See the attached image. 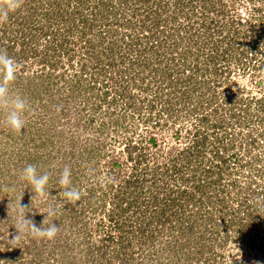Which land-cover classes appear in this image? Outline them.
Instances as JSON below:
<instances>
[{
    "label": "rangeland",
    "instance_id": "1",
    "mask_svg": "<svg viewBox=\"0 0 264 264\" xmlns=\"http://www.w3.org/2000/svg\"><path fill=\"white\" fill-rule=\"evenodd\" d=\"M22 1L23 6L27 4L26 13L20 7L9 13L6 22L0 23V52L7 54L8 49L12 48L16 58L11 54L10 57L18 65L16 78L9 85L10 90L26 97L29 91L35 90V87L32 90L28 85L27 77L43 73L50 78L44 80L40 91H34L38 95L33 92L34 95H29L31 100L27 97L29 110L21 132H14L7 126V109L0 105V264H235V261L241 260V264H263L264 253L259 254L258 248L248 249L240 243H225V233L215 234L218 239L203 240V255L200 250L198 255L194 253L198 247L193 242L183 249L179 247L180 256L171 255L166 249L167 246L170 249L174 247L173 238L168 232H161V228L154 235V241L145 245L140 232L144 228L147 232L154 230L156 226L145 227L148 220L142 222L144 215L139 214L138 209L144 206L146 218L152 211L149 191L154 168L158 167L162 175L166 173L165 185H161L164 196L167 189L169 194L176 189L173 180L178 178L173 175V165L180 169H184L185 165L175 158L178 152L192 145L197 135H207L203 147L206 149L205 156L201 159L205 164L215 163L216 150L232 148L225 156L236 153L237 167L242 168L243 173L244 163L250 161L247 156L249 141L245 140V136L249 133L259 135L260 146L256 150L251 148L249 157L261 154L258 156L259 164H264V109H261L264 106V39L233 36L238 31L250 35V27L245 23L248 20L264 38V0H213V14L208 18L215 20L212 23L214 27L226 26V31L217 33L212 40L201 39L199 46L195 45L197 35L193 34V30L198 25L193 23L194 19L189 21L190 25L193 24L190 33L180 32L181 43L180 39H175L177 30L182 31L187 25L191 9L184 15L188 19H182L183 25L178 26L169 18L172 15L167 7L171 2L169 4V0H163L168 3L161 17L165 22H160L158 28H152V32L146 35L142 33V27L149 31L154 25L148 23V12L142 14L143 9H147L135 0H129L127 5L117 0L113 10L117 14L115 20L105 18L106 22L101 19L99 25L95 21H86L88 25L95 26L94 33L104 37V40L100 39L102 47L91 54L80 37L91 38L92 34L84 31L82 35L78 32L81 31V24L77 21V29L71 27V16L75 13L71 10L73 3L61 5V11L67 12L60 13L53 6V0ZM138 7L143 9L139 10ZM135 11L137 16H134ZM89 13L85 9L84 15L88 19L91 17ZM81 17L82 22L84 17ZM243 20L244 25L241 26ZM126 21L130 23L127 27L129 30L124 31L128 37L122 39L123 30L119 23L125 27ZM107 23L113 26L104 27ZM107 31L117 33L104 36ZM28 34L36 36L33 46H29L28 40L24 39L31 37ZM155 39L161 46L152 48L154 52H147ZM251 40L258 44L252 55L247 54L250 53L247 46ZM241 43H244V54L240 56V50L233 49ZM38 45L39 49H36ZM200 45L203 51L199 54ZM107 46H112V52L109 50L105 54L104 48ZM213 46L218 48L214 59L220 66H216L215 61L210 65L207 63ZM181 53L186 56L182 57ZM190 54L194 57L200 55L199 68L201 66L207 71L206 75L200 73L201 77L209 81L210 90L216 94H204L203 90L194 87L191 90L193 94L180 96L185 88L178 79H184L190 73L197 77V81L201 78L191 66L196 60ZM110 57L115 59L112 65L105 63V58ZM172 59L179 62L175 63ZM158 60L163 63L161 69H170H165V74L174 72L171 79L174 78L177 87H167V82L155 75ZM131 64L134 66L131 67ZM176 64L177 68L174 66ZM183 70L188 72L183 74ZM177 73H180L178 77ZM39 81L35 82L40 87ZM213 95L216 98L210 104L208 99ZM166 99H171L175 107L173 111L167 112ZM238 99H242L244 106L230 104ZM207 105L209 109H206ZM202 115L207 119V126L199 123L198 118L201 119ZM215 123H221L218 129L213 128ZM151 139H154L155 145L150 143ZM140 156L144 158L141 157V165L138 164ZM27 164H33L39 172L49 174L47 188L52 196L41 197L22 179L21 171ZM65 165L71 168V186L82 193L75 202H68L61 195L63 186L58 181ZM234 171L233 180H244L240 172ZM136 176L140 177L139 183L143 180L147 183L125 185L124 181H135ZM197 176L204 179L201 172H197ZM217 189L213 187L210 191L214 193ZM115 197L118 202L123 197L131 198L134 202L123 216L126 224L122 229V246L111 245L106 250L101 247L109 242L107 237L110 233L113 235L116 228L112 226L115 222L108 220L109 213L115 208ZM19 203L29 206L27 218L37 226L42 224V227H46L49 222L55 221L59 226L55 237L36 238L26 230L19 234V239L10 241L16 234L14 226ZM48 203L56 207L54 216L47 214ZM259 229L262 231L261 227ZM209 242L213 244L210 252L207 251ZM96 246L101 251H97ZM114 251H120L121 255L110 263ZM212 253L215 254L216 263L213 259L206 262L204 257Z\"/></svg>",
    "mask_w": 264,
    "mask_h": 264
},
{
    "label": "trees",
    "instance_id": "2",
    "mask_svg": "<svg viewBox=\"0 0 264 264\" xmlns=\"http://www.w3.org/2000/svg\"><path fill=\"white\" fill-rule=\"evenodd\" d=\"M4 0H0V5L3 4ZM117 0H53V6L56 7L57 11L60 13H66L67 11H61V5H66L69 6L72 3L74 4L73 7H71V10H74L75 13L72 18V23L71 27H73L75 30L77 27L75 26V22L77 21L78 24H81V32L82 35L85 34V32H88L92 34L91 38H86V37H80L81 42L84 41V45L87 44V52L89 54L94 53L98 47H102L103 43L100 39L104 40V37L99 33H94V28L92 25H88L91 21L93 23L94 21L97 22L96 24L99 25L101 19L105 18H111L110 20H115L117 18V14L113 12L115 9V2ZM129 0H122L121 3L128 4ZM136 2L140 3L141 7H144L147 9L145 11L143 8L138 7L139 10L143 9V13H146L148 15L149 22L154 24L149 28V31L144 29L142 27L141 31L142 33L148 35L149 32H152V28H158L160 26V22H165L164 20H161V17L164 14V7L168 3L164 2L163 0H135ZM255 1V0H253ZM164 2V3H162ZM169 4L171 2V5L167 7V11L170 12L172 16H169V18L173 21L176 22L178 26L183 25V20L182 19H188V17H185V12L189 11L191 9V17L186 21L187 25L183 28L182 31L177 30V34H175V39H180V43L182 41V38L180 37V32L184 34H188L191 32L190 26L193 24H189V21L194 19L193 23L198 25L197 29L193 30V34L196 33V41L195 45L199 46V43L202 40H207L213 39L214 35L217 33H224V27L218 28L217 26L214 27L212 24L215 22L214 19L208 18L210 14H213L211 11V8H214V1L213 0H169ZM220 2V1H218ZM222 2V1H221ZM23 3V1H22ZM65 3V4H64ZM138 3H135L138 4ZM142 4V5H141ZM131 5V4H129ZM22 10H25V7H27V4L23 6L21 4L20 6ZM53 9L55 10V8ZM172 7V11L171 10ZM256 11H260V9H257L254 7ZM67 9V8H66ZM85 9L89 10V19L87 18L86 15H84ZM108 9L110 11H108ZM170 9V10H169ZM112 12V13H111ZM26 13V10H25ZM180 14V18H179ZM219 14V12L217 13ZM72 15V14H71ZM83 16V21L82 17ZM134 16H137L136 11L134 12ZM220 16V15H218ZM86 18V19H85ZM262 16L260 17V19ZM87 20H89V23L87 24ZM106 20V19H105ZM180 20V22H178ZM196 20V21H195ZM143 24H146V21L142 20ZM107 22V20H106ZM123 23V21H120ZM249 22V24H248ZM126 26L124 27L121 23H119V27L123 31H121V37L122 39L127 38V35H124L125 30H129L128 25L130 23L126 21ZM246 26L249 25V34L243 33L242 31H238L235 33V38L237 36H241L242 39H246L244 36H248L250 38H255L254 40H259V39H264L263 36L261 35V32H257V28H254V25L248 20H246ZM244 25V20L241 23V26ZM104 27L106 26H113L112 24H105L103 25ZM214 28V30L211 31V28ZM111 30V29H110ZM216 30V31H215ZM25 31V30H24ZM43 30L40 31V33ZM85 31V32H84ZM226 31V30H225ZM84 32V34H83ZM111 33H117V31H107L104 33V36H111ZM44 34V33H43ZM26 35V34H25ZM29 35V34H28ZM130 35V34H129ZM31 36L29 39L24 37V39L28 40L29 46L34 45V35H29ZM33 37V38H32ZM158 37V36H157ZM191 39V34L189 37V40ZM158 40V39H157ZM156 39L153 40V42L150 44V46L147 49L148 51L154 52L152 48H155L156 46L160 47L161 43L158 42ZM252 41L248 43L247 48L249 47L250 53L247 52V54H254L255 50L257 49L258 44L255 43V41ZM30 41V42H29ZM132 46V45H131ZM130 46V47H131ZM206 46V44H205ZM178 47V44H177ZM85 48V49H86ZM234 48V46H233ZM36 49H39V45L36 47ZM213 49V50H212ZM103 50V49H102ZM109 50L112 52V46H107V48H104L105 54L109 53ZM199 54L203 51V46L200 45L198 48ZM218 48L216 46H213L211 48V54L208 55V65H210L213 61L216 62V66H220V64L217 63V60L214 59V56L217 54ZM233 50H240V56L241 54H244V43H241L240 45H237L235 49ZM248 50V49H246ZM229 52V50L227 51ZM253 52V53H252ZM264 53V52H263ZM16 58L14 54H12V48L8 49V53L6 55ZM24 54V53H22ZM199 54L195 55L194 57L193 54V59L196 60V62H193L191 64L195 74L198 76V74L206 75V72L203 68H199ZM231 54V53H230ZM182 57L186 56L184 53L182 54ZM227 54L225 53L224 56ZM239 55V54H237ZM239 56V57H240ZM188 58V57H187ZM106 62L108 65H112L115 63V59L113 57L110 58H105ZM96 62L98 63L97 59H95ZM168 61V60H166ZM175 63L179 62L177 59H172ZM177 61V62H176ZM95 62V63H96ZM136 62V61H134ZM186 63V61L184 62ZM158 64L156 65L158 67L155 75L159 76V78L166 83V86L171 88V87H177V85H174V78L171 79L174 74V72L166 73L164 72L165 69H161V65L163 64L160 60H158ZM179 64V63H178ZM178 64L174 65L175 68H177ZM264 64V63H263ZM214 65V66H215ZM134 65L131 64V67ZM161 69V70H160ZM160 70V71H159ZM170 71V69H167ZM216 70V69H215ZM188 71L183 70V74L187 73ZM180 73H177L176 76L178 77ZM200 74V77H201ZM167 75V76H166ZM48 77V78H47ZM50 76L44 75L41 73L39 76H33V77H27V80L29 81V86L30 88H34V91H40L39 88L42 89V85L45 79H49ZM197 77L193 75V73H190V75L185 76L184 79H178L177 81H181L183 84L181 86H184V90L182 91V94L180 96H187L193 94L191 90L194 89V87H197L198 89L203 90L204 94L210 95L211 93L216 94L215 92H212L209 87V81L207 82L206 80L202 79V77L197 81ZM36 80H40L39 84L40 87L37 86L38 84L35 82ZM42 82V84L40 83ZM215 81L212 82V84ZM257 84V82H256ZM28 87V86H27ZM28 88V89H30ZM32 88V90H33ZM196 88V89H197ZM33 91V92H34ZM30 92V96L37 94L36 92ZM40 94V92H39ZM203 94V95H204ZM29 95H26V99L28 97L29 100L31 98ZM38 95V94H37ZM106 96V93L105 95ZM216 98V95H213V97H209L208 102L211 104L214 99ZM27 99V100H28ZM226 101L229 100V98H225ZM228 102V103H229ZM233 106L236 104H242L244 106V103L242 102V99L238 100H233L232 103ZM206 109H209V105L206 106ZM167 112L173 111L175 108L171 102V99H166V107ZM261 109H264V106H262ZM195 111V109H194ZM200 111V110H199ZM205 112V110H203ZM201 112V111H200ZM201 114H203L201 112ZM201 119L198 118L199 123L201 126H207L208 123L205 115H202L200 117ZM221 123H215L213 124V128H217L220 126ZM251 136V137H250ZM262 136V135H261ZM195 137V136H194ZM207 139V135L201 136L197 135L196 139L191 142L192 145L190 144V147H187L180 153L178 152L177 157L175 158L176 160L180 161L181 164H184L185 168L189 167L190 169H180L176 168V166L173 165L174 167V173L173 175L178 178L177 180H173L176 188L175 190H172L171 194L168 193V189L166 191V195L164 196V188L161 187V185H165V178H166V173L165 174H160L159 173V168H154L151 171L152 177V183H151V190L149 191V198H150V205L152 211L149 212V217L146 218V211L144 209V206L139 207V214L142 213L144 215L143 217V223H145L146 220L147 226L155 225L156 228L154 230H150L147 232V229H143L140 234L142 235L141 238L144 241V244H148L147 242L154 241V235L158 234L157 231L161 232L165 231L168 232L170 236H172V242L174 243L173 246L170 249V246H167V251L171 253V255H176L180 256V249H183L185 245H191V243L197 244V250L194 252L195 254H199V250L201 251V255L205 254V243L203 240L209 238L210 240L213 239H218L217 235H220V233H225L226 235L223 237V242H233V243H240L250 248H258L259 251L258 253L262 254L264 253V164L261 162L262 166L259 164V158L258 156L260 155H255L252 157H249V154H251L250 149H258L260 144H259V135L254 136L253 133H249V135L245 136V140L249 141L247 142V146L250 148L247 150V156L250 158V161H246L244 163V173L242 172V168L238 169L237 164L238 161L236 153H231L230 155L225 156V153L230 152L232 148H226L223 147L222 150H216L215 152V163H211L210 165L205 164L203 160V156H205V151L204 146H205V141ZM233 145V144H232ZM189 148V149H188ZM255 149V150H256ZM224 151V153H223ZM142 156L138 157V159H141ZM142 159H144L142 157ZM138 160V164L141 165L140 161ZM202 159V160H201ZM204 163V164H203ZM180 164V165H181ZM214 164V165H213ZM204 165L203 167H201ZM260 167H257V166ZM171 167V166H169ZM231 169L232 171L229 172L228 170ZM240 172L242 176H244V180L242 181H236L233 180L232 177L234 175L233 172ZM197 172H201L202 176H204V179H199L197 176ZM228 172V173H227ZM120 174V173H119ZM173 175H170L173 176ZM201 176L200 174H198ZM133 176V175H132ZM168 177V175H167ZM135 181L130 179L129 181H124L125 185L129 186H138L143 185L144 183H147V181H142L139 183L140 177H134ZM247 178L249 179L247 181ZM258 178V181L256 179ZM171 179V178H170ZM260 179V180H259ZM261 180L263 183H261ZM172 186V185H170ZM113 186L110 188L112 189ZM213 187L218 188L217 191H213L214 193H211L210 189ZM123 196V194H122ZM127 200L128 203L125 201ZM130 200V201H129ZM135 202L138 201V198L135 196L134 197ZM115 201V208L111 210V212L108 215V220L114 221L115 223L112 225L116 231V234L113 231V235L110 233L107 239H109V242L106 243L105 246L101 247L107 250L109 248L108 246L113 245V247H118L119 245L122 246L123 243V226L126 224V221L124 220L123 216L124 213L129 210V208H132L133 206V199H128V198H121L120 201H117V198H114ZM90 204V203H88ZM125 205V209H124ZM127 207V208H126ZM144 210V211H143ZM147 210V208H146ZM150 218V219H148ZM218 223L222 224L220 226ZM121 225V226H119ZM259 227L262 228V231L259 229ZM149 228V227H148ZM207 234V235H205ZM217 234V235H215ZM159 237V235L157 236ZM110 239L112 241H110ZM113 240L119 244H114ZM220 240V239H219ZM247 240V241H246ZM113 242V243H112ZM186 244H185V243ZM259 242V243H257ZM258 244V245H257ZM212 243L209 242L208 246V252L211 251ZM125 247V246H124ZM149 247V246H146ZM97 251H101L98 246L95 247ZM106 250H104V256L106 255ZM103 251V250H102ZM197 252V253H196ZM16 252L13 254L15 255ZM121 255L120 251H114L113 252V260L109 259V262H115ZM214 255V256H213ZM205 256V255H204ZM110 258V257H108ZM206 262H209V259H213V262H215V254L212 253L211 255L208 256V254L204 257ZM242 263L241 261H235L234 263L236 264ZM216 263V262H215ZM214 264V263H213ZM264 264V263H263Z\"/></svg>",
    "mask_w": 264,
    "mask_h": 264
},
{
    "label": "clouds",
    "instance_id": "3",
    "mask_svg": "<svg viewBox=\"0 0 264 264\" xmlns=\"http://www.w3.org/2000/svg\"><path fill=\"white\" fill-rule=\"evenodd\" d=\"M22 0H5L0 5V23H4L8 19L10 12H14L20 8ZM17 62L14 58L0 52V105L6 107L5 123L14 132H21L26 124V112L29 110L28 100L18 93H13L9 85L16 78ZM71 168L67 165L60 173L58 183L63 186L61 195L68 202H75L80 199L81 191L72 185ZM21 177L28 182L34 193L41 197L52 196L48 191L49 174L47 172H39L33 164H27L21 171ZM22 197V196H21ZM21 201V200H20ZM19 212L15 222V236L10 241L19 239V234L24 231H30V234L36 238L52 239L59 231V226L55 221L48 223L46 227L37 226L31 219L27 218L29 206L18 204ZM56 207L52 203L47 204V214L54 216ZM43 214V213H42Z\"/></svg>",
    "mask_w": 264,
    "mask_h": 264
},
{
    "label": "water",
    "instance_id": "4",
    "mask_svg": "<svg viewBox=\"0 0 264 264\" xmlns=\"http://www.w3.org/2000/svg\"><path fill=\"white\" fill-rule=\"evenodd\" d=\"M150 143H151L152 145H155V143H154V139H151V140H150Z\"/></svg>",
    "mask_w": 264,
    "mask_h": 264
}]
</instances>
